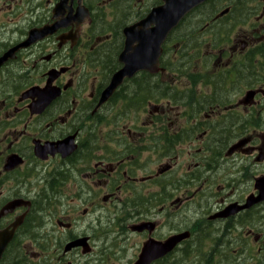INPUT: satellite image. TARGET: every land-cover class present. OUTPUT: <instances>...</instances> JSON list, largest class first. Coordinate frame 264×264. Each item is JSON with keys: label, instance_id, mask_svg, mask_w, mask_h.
I'll return each mask as SVG.
<instances>
[{"label": "flooded vegetation", "instance_id": "flooded-vegetation-1", "mask_svg": "<svg viewBox=\"0 0 264 264\" xmlns=\"http://www.w3.org/2000/svg\"><path fill=\"white\" fill-rule=\"evenodd\" d=\"M144 1L0 0V264H264V0L204 1L101 105Z\"/></svg>", "mask_w": 264, "mask_h": 264}, {"label": "water", "instance_id": "water-1", "mask_svg": "<svg viewBox=\"0 0 264 264\" xmlns=\"http://www.w3.org/2000/svg\"><path fill=\"white\" fill-rule=\"evenodd\" d=\"M204 1L206 0H164L163 5L153 8L141 21L124 30L126 48L120 56L124 68L113 77L112 85L104 93L101 105L124 79L132 78L140 71H158L162 45L168 35L179 26L187 13Z\"/></svg>", "mask_w": 264, "mask_h": 264}, {"label": "rangeland", "instance_id": "rangeland-1", "mask_svg": "<svg viewBox=\"0 0 264 264\" xmlns=\"http://www.w3.org/2000/svg\"><path fill=\"white\" fill-rule=\"evenodd\" d=\"M144 2H146V0L144 1ZM143 2V3H144ZM133 4H134V7H133V10H129V14H128V16L129 17H131L132 19H134L135 17H137V14L138 13H141V12H143V11H146L147 9H149L150 7V5H146V6H143V9H142V7H141V4L139 5V8L137 7V5H136V2L134 1L133 2ZM118 7H120L121 6V4L120 3H117L116 4ZM149 7V8H148ZM142 9V10H141ZM182 36V34H179L178 33V37H181ZM172 61V60H171ZM171 61H169V63H171ZM162 80H166V78L164 79H162ZM180 80H181V78H180ZM182 80H184V79H182ZM181 80V81H182Z\"/></svg>", "mask_w": 264, "mask_h": 264}, {"label": "trees", "instance_id": "trees-1", "mask_svg": "<svg viewBox=\"0 0 264 264\" xmlns=\"http://www.w3.org/2000/svg\"><path fill=\"white\" fill-rule=\"evenodd\" d=\"M180 71L182 72V69Z\"/></svg>", "mask_w": 264, "mask_h": 264}]
</instances>
